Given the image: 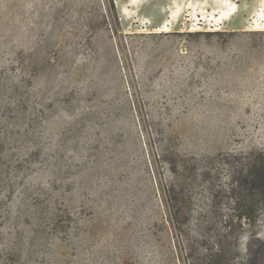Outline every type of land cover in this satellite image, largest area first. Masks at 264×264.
Listing matches in <instances>:
<instances>
[{
    "label": "rangeland",
    "instance_id": "374dc122",
    "mask_svg": "<svg viewBox=\"0 0 264 264\" xmlns=\"http://www.w3.org/2000/svg\"><path fill=\"white\" fill-rule=\"evenodd\" d=\"M260 170L264 0H0V264H264Z\"/></svg>",
    "mask_w": 264,
    "mask_h": 264
},
{
    "label": "trees",
    "instance_id": "16d2710c",
    "mask_svg": "<svg viewBox=\"0 0 264 264\" xmlns=\"http://www.w3.org/2000/svg\"><path fill=\"white\" fill-rule=\"evenodd\" d=\"M253 184L257 188L263 189L264 194V170H260L257 172H254ZM262 211L264 212V198L261 199L259 205L254 206H247L245 204H242L241 202H237L234 207V215L232 219L226 223V232L229 234L231 230L234 227V224H237L239 227L248 226L249 228H255L256 224L259 222L258 218V212ZM225 237L221 236L223 239ZM221 239V240H222ZM223 242V241H221ZM221 248L223 249V243H221ZM221 253V252H220ZM212 254L210 255V258H208V261L210 264H220L223 262L221 259V254ZM222 261V262H221ZM247 264H253V261H248Z\"/></svg>",
    "mask_w": 264,
    "mask_h": 264
}]
</instances>
